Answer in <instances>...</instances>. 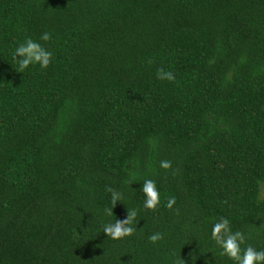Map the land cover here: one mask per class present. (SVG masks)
<instances>
[{"label": "trees", "instance_id": "1", "mask_svg": "<svg viewBox=\"0 0 264 264\" xmlns=\"http://www.w3.org/2000/svg\"><path fill=\"white\" fill-rule=\"evenodd\" d=\"M44 31L52 62L17 71ZM262 185L264 0H0V264H232L212 223L264 248ZM133 207L139 230L106 238Z\"/></svg>", "mask_w": 264, "mask_h": 264}, {"label": "clouds", "instance_id": "2", "mask_svg": "<svg viewBox=\"0 0 264 264\" xmlns=\"http://www.w3.org/2000/svg\"><path fill=\"white\" fill-rule=\"evenodd\" d=\"M52 38L48 31L40 34L39 39H33L28 36L22 41H19L12 50V59L15 61L17 71L22 72L30 66L38 65L41 69L47 68L53 60V52L44 46L40 41L47 42ZM151 63V61H149ZM156 78L159 80L172 81L175 75L172 70H164L158 68L156 70ZM172 161L162 159L159 161L161 169H170ZM111 207L103 209L106 216H112L113 208L117 202H122L124 192L117 188L109 187ZM139 191L143 194L142 207L148 210H155L161 204V194L157 187V183L152 178H145L141 184ZM176 204L175 195H169L166 198L165 207L173 211H179L174 208ZM138 209L133 207L127 209V214L123 219L115 217L113 220H105L101 224V231L106 234V238L118 240L131 236L138 231V223L136 220ZM163 233L153 231L148 236V241L155 244L161 240ZM211 239L215 242L219 250V255L227 257L232 264H264V248L254 247L250 243H245L247 233L241 229H233L230 219L226 216H221L212 223ZM242 245H244L242 247ZM175 264H186V261L181 257L175 261Z\"/></svg>", "mask_w": 264, "mask_h": 264}, {"label": "rangeland", "instance_id": "3", "mask_svg": "<svg viewBox=\"0 0 264 264\" xmlns=\"http://www.w3.org/2000/svg\"><path fill=\"white\" fill-rule=\"evenodd\" d=\"M264 196V185L261 186L260 197Z\"/></svg>", "mask_w": 264, "mask_h": 264}]
</instances>
